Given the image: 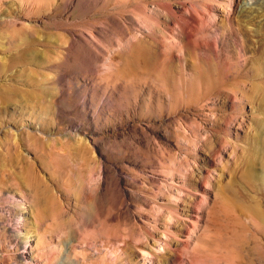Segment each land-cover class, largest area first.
Here are the masks:
<instances>
[{
  "label": "rangeland",
  "instance_id": "374dc122",
  "mask_svg": "<svg viewBox=\"0 0 264 264\" xmlns=\"http://www.w3.org/2000/svg\"><path fill=\"white\" fill-rule=\"evenodd\" d=\"M217 1L0 0V264H264V79L196 53Z\"/></svg>",
  "mask_w": 264,
  "mask_h": 264
},
{
  "label": "bare ground",
  "instance_id": "6f19581e",
  "mask_svg": "<svg viewBox=\"0 0 264 264\" xmlns=\"http://www.w3.org/2000/svg\"><path fill=\"white\" fill-rule=\"evenodd\" d=\"M252 2L253 0L252 1L223 0L220 2L217 1V4L223 6L226 12L224 15L225 18L224 24H222L223 26L221 27V30L218 32V34H216L217 37L215 35V38L213 40L209 41L208 43H205V40L197 41L196 45L197 44L198 45L196 46L197 47L196 53L198 54V56L200 55L201 58L206 57L208 59L209 58L212 59L213 57V59L216 60L222 57V53L225 47H228L229 50L233 49L234 55L238 60L236 61L243 66V69L246 72L251 73V77H252L251 79H254L256 77L262 80L264 79V7H259V5L253 7ZM236 5L238 7H236ZM205 14L206 13H204V16ZM236 15L242 18L241 25H237L235 23L234 19L236 18L235 17ZM197 16L195 18H184L183 30L185 32L183 34L186 35V37L184 36L185 39L188 38V40L190 39V41L197 39V36L199 35L198 32H201L202 28H203L202 31H205L204 24L202 23L204 21L202 20L201 22V19H203L204 16L203 17L199 16L202 18H198ZM215 19H217V16L215 17ZM200 23H202L203 25L202 24L200 25ZM214 23L216 24V21H214ZM251 43H253L255 51L250 54L249 48ZM257 87H260V85ZM260 97L261 98L257 97V99H255L254 97L252 99L254 100V102H256V112L260 120L259 122L261 123L259 124L262 125V127H261V132H258L256 136L253 138L254 140H252L251 148L253 154L252 157L250 158L251 163L252 162L255 163L256 160H260L264 158V94L263 92L260 94ZM262 165L263 164L261 162L260 164H258L259 167L253 169V171L255 170V172L257 173L256 176L258 180L262 185H264V167ZM19 205L21 209H24V205L22 203ZM14 232L17 238H24L23 243L24 246H26L27 248L29 242L30 243L32 242V240L29 239V236L27 235L25 237L21 236L22 234L17 227L15 228ZM151 256L152 255L150 253L145 252L143 258L147 259V258H151ZM168 260L169 261H167L164 264H190V262L188 261L177 258L168 259Z\"/></svg>",
  "mask_w": 264,
  "mask_h": 264
}]
</instances>
